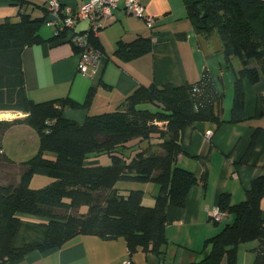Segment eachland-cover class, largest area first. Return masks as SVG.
<instances>
[{
	"label": "trees",
	"instance_id": "trees-1",
	"mask_svg": "<svg viewBox=\"0 0 264 264\" xmlns=\"http://www.w3.org/2000/svg\"><path fill=\"white\" fill-rule=\"evenodd\" d=\"M18 19L0 21V112H20L23 117L0 119V264H11L32 251L61 247L80 235L103 240H124L128 256L141 251L154 264L164 260L166 209L183 207L189 189L197 184L193 172L179 167L184 153L181 139L196 122L225 121L220 116L222 94L204 69L193 83L175 86H139L112 112L87 116L83 122L68 119L63 110L87 109L90 91L83 103L70 98L34 102L27 96L21 67V53L42 42L39 29L47 20L45 4L36 5L42 16L32 17L27 2L12 0ZM197 35L208 40L216 36L225 62H240L235 73L233 103L228 122L242 120V80L255 83L264 74V0H183ZM69 34L53 35L54 42L69 41ZM91 43L98 46L95 37ZM151 51L149 38L118 42L114 56L129 61ZM15 125H26L38 136V149L29 159L15 162L2 152L3 135ZM249 144L242 162L253 148ZM157 150V151H156ZM106 156L107 165L90 164ZM34 175L52 181L39 189L30 188ZM119 181L152 183L157 192L153 205L144 206V191L123 193ZM264 176L252 180L243 201L233 204L227 193L219 197L217 209L228 219L220 231L206 239L195 252L192 264H237L241 244L256 241L255 264H264ZM86 210L79 213L81 208ZM46 221L45 237L39 244L13 246L20 216ZM208 248V250H206Z\"/></svg>",
	"mask_w": 264,
	"mask_h": 264
},
{
	"label": "crops",
	"instance_id": "crops-1",
	"mask_svg": "<svg viewBox=\"0 0 264 264\" xmlns=\"http://www.w3.org/2000/svg\"><path fill=\"white\" fill-rule=\"evenodd\" d=\"M26 11L32 17L42 16L36 5L49 0H24ZM63 6L76 8L88 0H58ZM145 13L154 18L151 29L145 23L127 14L124 0L114 10L115 20L99 29L95 35L103 57L93 78L77 73V48L69 41L54 42L53 27L43 23L39 29L42 42L25 47L21 53V67L25 90L29 99L44 102L70 98L78 103L92 92L87 109H64L63 115L79 123L90 115L114 111L139 86L196 82L206 69L222 94L220 116L225 121L196 122L187 127L181 139L184 151L177 165L194 173L198 179L187 194L183 207L166 209L165 235L168 245L161 264H192L200 259L195 252L203 248L204 241L222 228L210 217L217 208L222 193L230 196L233 204L244 200L252 180L264 176V74L257 82L242 80L244 107L242 120L228 122L233 103L235 73L240 62L232 59L227 64L218 38L208 40L196 34L183 0H140ZM5 17L18 19L17 6L12 0H0V21ZM51 16L48 13L47 19ZM88 27L86 21L76 31ZM138 38H149L151 51L129 61L114 56L118 42L130 43ZM214 41V42H212ZM0 119L11 120L20 112L3 111ZM24 116V114H23ZM210 132V135H207ZM254 139V148L246 162L242 158ZM2 152L15 162L32 157L38 149V136L26 125L11 127L2 137ZM90 164L107 165L106 156L92 158ZM52 179L34 175L30 188L39 189ZM144 184L142 204L152 206L157 186ZM264 217V198L260 202ZM45 220L29 215L20 216L13 246L39 244L45 237ZM257 242L241 244L237 251V264H255L254 248ZM208 250V248H206ZM154 264L151 257L137 251L128 256L122 239L103 240L93 235L76 236L61 247L49 251H32L11 264ZM225 264V263H221Z\"/></svg>",
	"mask_w": 264,
	"mask_h": 264
},
{
	"label": "built area",
	"instance_id": "built-area-1",
	"mask_svg": "<svg viewBox=\"0 0 264 264\" xmlns=\"http://www.w3.org/2000/svg\"><path fill=\"white\" fill-rule=\"evenodd\" d=\"M119 1L88 0L76 8L63 6L58 0L46 2L47 11L51 17L45 21V25L53 27L54 35L58 36L63 32L69 34V42L78 51L77 73L85 78H93L103 57L101 50L93 45L90 39L95 37L99 29L115 20L113 12ZM124 9L127 14L142 20L147 28L153 27L154 18L145 13L140 0H124ZM81 21H86L88 27L83 31H76V26ZM210 134L208 132L207 135ZM210 215L215 221L228 219L227 213L221 212L217 208L213 209ZM123 264H130V262L127 261Z\"/></svg>",
	"mask_w": 264,
	"mask_h": 264
},
{
	"label": "rangeland",
	"instance_id": "rangeland-1",
	"mask_svg": "<svg viewBox=\"0 0 264 264\" xmlns=\"http://www.w3.org/2000/svg\"><path fill=\"white\" fill-rule=\"evenodd\" d=\"M213 38L216 40L217 37L215 36ZM212 42H214V41H212ZM11 116H13V115L11 113H9V115L7 117H5L4 115H1L0 117L9 118ZM19 117H23V114L22 113H17L14 118H19ZM148 184H151L150 186H152V185L155 186L152 183H148ZM143 186H144V184L143 183H139V182L119 181L117 183V188L120 189L123 193H126L127 191L132 190V189H140ZM85 210L86 209L83 207V208H81L79 210V213H83Z\"/></svg>",
	"mask_w": 264,
	"mask_h": 264
}]
</instances>
